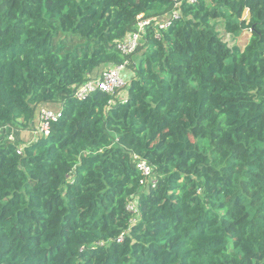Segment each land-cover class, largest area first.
<instances>
[{
  "label": "trees",
  "instance_id": "16d2710c",
  "mask_svg": "<svg viewBox=\"0 0 264 264\" xmlns=\"http://www.w3.org/2000/svg\"><path fill=\"white\" fill-rule=\"evenodd\" d=\"M0 264H264V0H0Z\"/></svg>",
  "mask_w": 264,
  "mask_h": 264
},
{
  "label": "built area",
  "instance_id": "2783aa9c",
  "mask_svg": "<svg viewBox=\"0 0 264 264\" xmlns=\"http://www.w3.org/2000/svg\"><path fill=\"white\" fill-rule=\"evenodd\" d=\"M174 4V9L178 8L179 0H169ZM190 4L195 3V0H187ZM178 18L177 11H173L168 17L166 14L163 16H154V17H146L143 14H140L136 17V30L128 35L126 38L118 41L116 43V51L124 57L132 55L142 36L145 34L147 28L153 27L155 35L158 36L159 32L168 28L171 24L172 20ZM128 65V61H125L123 65L117 66L113 69L104 70L97 78L89 79L81 86H78L73 91V97L78 101L85 100L88 95L95 91H100L102 93L108 94L110 96H114L116 92L123 89L126 86L125 81L121 77L122 70ZM39 116L36 122L37 132L40 135L45 137L50 134V126L52 123H56L61 118V111L50 110L47 108H40ZM11 139V136L9 137ZM18 154L20 152L18 151ZM133 162L135 163L136 169L141 173L142 179L139 182L141 186H145L147 184H151L152 188L154 186V181L152 179V170L144 162L140 160L137 156L132 157ZM126 211L133 215L130 223L133 224L136 222V218L138 215L137 207L134 203H129L126 205ZM126 233H122L117 239V243H121L124 239V235ZM103 243L100 244V246Z\"/></svg>",
  "mask_w": 264,
  "mask_h": 264
},
{
  "label": "rangeland",
  "instance_id": "374dc122",
  "mask_svg": "<svg viewBox=\"0 0 264 264\" xmlns=\"http://www.w3.org/2000/svg\"><path fill=\"white\" fill-rule=\"evenodd\" d=\"M244 13H245V12H244ZM248 18H249V14H248V17H247L246 14H243V19L248 20ZM249 37H250V33L246 32V31L242 32V33L238 36V38L236 39V43H237V45L240 46V47H243V46L246 44V42L248 41ZM103 70H104V69H103ZM103 70H101L100 72H102ZM100 72H99V73H100ZM99 73H98V74H99ZM123 80H124V79H123ZM124 94H125V91L122 90V91L118 94V96H124ZM50 108H52V109H58V106L52 105V106H50ZM47 109H48V108H47ZM52 109H50V110H52ZM34 131H37V129H34ZM19 151H20V150H19Z\"/></svg>",
  "mask_w": 264,
  "mask_h": 264
},
{
  "label": "crops",
  "instance_id": "0c3cea01",
  "mask_svg": "<svg viewBox=\"0 0 264 264\" xmlns=\"http://www.w3.org/2000/svg\"><path fill=\"white\" fill-rule=\"evenodd\" d=\"M244 14H246L247 15V17H248V12L246 11Z\"/></svg>",
  "mask_w": 264,
  "mask_h": 264
}]
</instances>
